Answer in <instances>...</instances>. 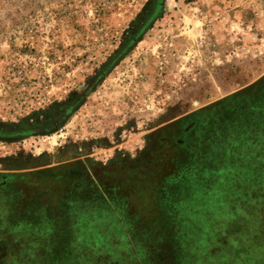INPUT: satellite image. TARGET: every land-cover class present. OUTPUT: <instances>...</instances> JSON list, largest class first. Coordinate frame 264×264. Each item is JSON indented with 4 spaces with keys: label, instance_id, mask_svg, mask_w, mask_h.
<instances>
[{
    "label": "rangeland",
    "instance_id": "rangeland-1",
    "mask_svg": "<svg viewBox=\"0 0 264 264\" xmlns=\"http://www.w3.org/2000/svg\"><path fill=\"white\" fill-rule=\"evenodd\" d=\"M228 11L264 0H0V264H59L69 238L93 242L78 264H264V55L214 60ZM92 174L159 220L54 192Z\"/></svg>",
    "mask_w": 264,
    "mask_h": 264
},
{
    "label": "crops",
    "instance_id": "crops-1",
    "mask_svg": "<svg viewBox=\"0 0 264 264\" xmlns=\"http://www.w3.org/2000/svg\"><path fill=\"white\" fill-rule=\"evenodd\" d=\"M249 7V6H248ZM264 12V11H263ZM231 15L234 12H223L222 15L219 17V19L225 20V19H235L233 25H235L234 28L235 29L231 32H227L223 30V32L221 31V33H219L217 39H216V44H215V49L217 50V52H215L214 54L218 55L219 58H214V60L216 62L219 61V63L224 62H231V61H235L237 58L236 57H245V58H249V59H253V57L255 55H264V15L262 16H256L255 18H250L247 19L243 22L241 18H243V14L242 13H238V14H232L233 16H229V14ZM247 13V11H246ZM225 14V15H224ZM247 15H249V13H247ZM218 18V17H217ZM215 25H220L223 26V22H217ZM237 26V27H236ZM215 50V51H216ZM237 61V60H236ZM96 205L98 206L95 202H90V200H85L83 202H71L70 203V207H74L77 205ZM132 207L135 209L139 215V217L136 218L134 225H136V223L138 221H142L144 219V221H158L159 219L157 218H153V216H151V218H144L143 216V212L146 208V205H143L141 203L132 201L131 203ZM151 206H153L155 209L158 206H161L157 203H151L149 204ZM163 206V204H162ZM112 213V218L115 217L114 219H110V221H113V223H111L112 227H118L120 229H125L128 228V226H126L124 223L125 221L123 220V218L120 216L119 213H114V211L110 212ZM116 215V216H115ZM165 223V225H169L171 224L169 221V217H167V222L165 220V218L162 219ZM162 220H160L159 222L163 223ZM174 223V221H173ZM130 236H131V232L128 234V245L132 246V243H135V241L131 242L130 240ZM114 240V239H113ZM112 239L109 241V244L111 243ZM77 243H79V241L77 240H72L71 238L68 239V243L65 245L64 249L60 250V263L59 264H64V263H68V264H78L79 259L81 258V256H79L80 254H83V251H87L89 249L93 250V242L91 243V248L88 247L86 249H82L80 247V249H77ZM82 243V241H81ZM140 246H141V241H139ZM90 250V251H91ZM8 252V251H7ZM138 254V255H137ZM7 256V254H5ZM57 255V253H56ZM100 255V254H98ZM121 254H119V257ZM123 257H121L122 259ZM63 260V261H61ZM142 255L141 252L137 253V251H133V256H132V262L133 264H141L142 261ZM70 261V262H67ZM114 264V263H113ZM117 264V263H115ZM122 264H126L125 261H123ZM130 264V263H129Z\"/></svg>",
    "mask_w": 264,
    "mask_h": 264
},
{
    "label": "flooded vegetation",
    "instance_id": "flooded-vegetation-1",
    "mask_svg": "<svg viewBox=\"0 0 264 264\" xmlns=\"http://www.w3.org/2000/svg\"><path fill=\"white\" fill-rule=\"evenodd\" d=\"M110 162H111L110 164H112V165L115 164L112 161H110ZM123 162H124V160H118L117 161V165H121ZM117 168L118 167L115 166L114 170L115 169L117 170ZM93 175L94 174H92L91 176L87 175V176H84L83 178H81V180L79 182H76V184H74V186H76V187H75V189L73 191H71V190L67 191L68 189L63 186V183H64L63 179L59 178V180L57 179L58 186H57V188H56V190L54 192L58 193L60 195L61 194L64 195V197L68 198L69 203H71L73 201H75V202H83L85 200H90V202H95L100 207H105V208H106V206H105V204H106V205H108L109 209H112V211H114V213H119L120 214V216L125 221L124 224L126 226L132 227L134 222H135V220H136V218L139 217V215H136V216L134 215V217H133V214H130L129 211L130 210H135L136 211V208L134 209L132 207V205H131L132 201L137 202L138 205L141 202L140 198L138 196V195H140V194H138L139 191L138 190L137 191L134 190L133 197L131 198L132 201L129 204H127L124 201L125 198L123 196V193H121V191L122 192L124 191V185L120 186V187H117V188L116 187H112V188L107 187L106 189L103 188V187L101 188V187L98 186L99 182L98 183L95 182V181L92 182L90 180L93 177ZM0 189L2 191L5 190V189L11 190L9 188L3 187V185L0 186ZM65 189H67V190H65ZM116 193L119 196L118 201H116L112 197V195H115ZM120 197H122V199H120ZM149 201H150L149 204H151V203L153 204L154 203L152 201V198H150ZM149 204L146 205L147 209L153 210V208H152L153 206H151ZM156 210H157V208H156ZM157 215L153 216V218H156ZM0 251H1V249H0ZM180 259L181 258H177L178 262H176V264L180 263ZM148 261H149V264H153V263L157 264V261L154 258H150V260H148ZM211 262H213V264H236V263H233V261L228 260L227 257L225 258V260H219V257H217V256L212 258ZM141 264H147V262L141 261ZM188 264H203V263H199L197 260L193 259L190 262H188Z\"/></svg>",
    "mask_w": 264,
    "mask_h": 264
},
{
    "label": "built area",
    "instance_id": "built-area-1",
    "mask_svg": "<svg viewBox=\"0 0 264 264\" xmlns=\"http://www.w3.org/2000/svg\"><path fill=\"white\" fill-rule=\"evenodd\" d=\"M202 43V41H200V44Z\"/></svg>",
    "mask_w": 264,
    "mask_h": 264
},
{
    "label": "trees",
    "instance_id": "trees-1",
    "mask_svg": "<svg viewBox=\"0 0 264 264\" xmlns=\"http://www.w3.org/2000/svg\"><path fill=\"white\" fill-rule=\"evenodd\" d=\"M231 108V107H230ZM240 194V193H239Z\"/></svg>",
    "mask_w": 264,
    "mask_h": 264
}]
</instances>
